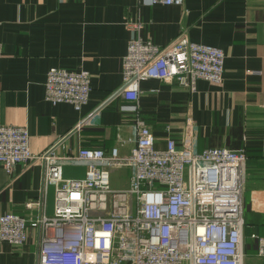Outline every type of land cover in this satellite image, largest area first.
Here are the masks:
<instances>
[{
	"label": "crops",
	"instance_id": "0c3cea01",
	"mask_svg": "<svg viewBox=\"0 0 264 264\" xmlns=\"http://www.w3.org/2000/svg\"><path fill=\"white\" fill-rule=\"evenodd\" d=\"M130 20L141 22L142 38L160 45L185 32L225 50L221 83L200 79L193 91L176 79L142 80L138 114L155 134L157 148H165L169 135L182 146L189 132L197 151L246 149L245 262L264 264L251 237L253 231L264 235V0H0V124L26 125L35 155L55 145L61 153L118 145L122 156L129 155L138 114L124 110L130 101L120 90ZM51 67L90 72V99L81 109L45 99ZM46 164L20 162L11 173L0 168V214L33 218L42 208L26 203L41 199L43 211L54 213L55 187L44 185ZM63 166L66 176L82 177L87 163L67 160ZM119 167L128 184L130 167ZM28 232L21 245L0 238V264H38L39 232Z\"/></svg>",
	"mask_w": 264,
	"mask_h": 264
},
{
	"label": "built area",
	"instance_id": "2783aa9c",
	"mask_svg": "<svg viewBox=\"0 0 264 264\" xmlns=\"http://www.w3.org/2000/svg\"><path fill=\"white\" fill-rule=\"evenodd\" d=\"M156 2L183 0H151ZM126 25L131 35L120 91L130 103L124 110L139 113L140 84L148 78L176 79L193 91L200 79L224 80L223 48L191 40L185 32L160 45L140 36L139 20ZM91 90L87 69L51 67L47 72L45 99L52 103L70 102L81 109ZM134 125V146L122 156L118 145L67 153L57 152L55 145L35 155L26 125L0 124V168L11 173L20 162L43 159L44 185L55 187L52 215L43 211L44 199L27 202L42 211L33 218L0 214V238L21 245L28 228H36L38 264H246V149L209 146L197 151L189 132L182 146L169 135L165 148H157L155 134L139 114ZM67 160L86 162L84 176H66ZM119 165L131 169L123 188L111 183V167ZM251 237L264 257V235L253 231Z\"/></svg>",
	"mask_w": 264,
	"mask_h": 264
},
{
	"label": "rangeland",
	"instance_id": "374dc122",
	"mask_svg": "<svg viewBox=\"0 0 264 264\" xmlns=\"http://www.w3.org/2000/svg\"><path fill=\"white\" fill-rule=\"evenodd\" d=\"M72 169L77 170V174L79 175H82L84 173V170H79V167L77 165H75V167H72ZM126 178V173L119 166L111 167V183L113 187L123 188L127 186Z\"/></svg>",
	"mask_w": 264,
	"mask_h": 264
}]
</instances>
